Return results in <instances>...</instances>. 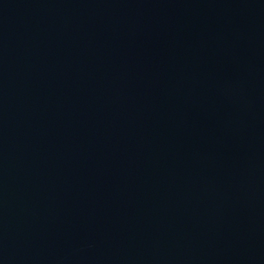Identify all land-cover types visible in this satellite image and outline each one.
<instances>
[{"label":"water","instance_id":"water-1","mask_svg":"<svg viewBox=\"0 0 264 264\" xmlns=\"http://www.w3.org/2000/svg\"><path fill=\"white\" fill-rule=\"evenodd\" d=\"M0 264H264V0H0Z\"/></svg>","mask_w":264,"mask_h":264}]
</instances>
